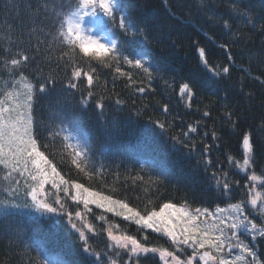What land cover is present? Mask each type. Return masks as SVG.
<instances>
[{
	"label": "trees",
	"instance_id": "1",
	"mask_svg": "<svg viewBox=\"0 0 264 264\" xmlns=\"http://www.w3.org/2000/svg\"><path fill=\"white\" fill-rule=\"evenodd\" d=\"M76 2L0 0V94L4 82L10 79L5 61L23 50L36 57L25 69L33 84L46 77L56 81L45 93H36L32 110L41 151L69 181L67 193H57L49 184V198L59 195L69 211H81L84 205L71 199L75 195L71 183L76 182L123 201L142 215L153 209L158 211L164 203L188 210H214L217 205L226 207L244 200L248 195L244 189L246 175L234 168L228 157L242 162V139L250 132L254 143L253 168L257 175L264 174V84L260 82L264 80V32L259 25L253 29L232 16L233 0H204L203 5L200 0H168V7L164 0H123L132 17L145 28L147 39L126 36L116 28L114 34H103V42L116 40L124 48H142L159 70L154 69L149 87V81L139 70L121 64L138 82L133 84L115 72V61L106 58L113 65L107 67L77 49L76 65L85 72L95 69L93 100L85 107L80 101L88 91L86 80L81 77L78 90L67 88L71 70L65 61L56 62L70 47L59 36L61 17L73 11ZM240 3L251 8L257 19L264 16V0ZM224 20L232 23V33L222 27ZM241 32L250 35L241 38ZM224 43L230 45L234 65H229L225 50L218 46ZM37 45L39 51L33 52ZM199 47L205 48L209 64L227 65L229 74L213 76L200 61ZM182 83L194 86L196 96L191 107L179 95ZM138 87L146 91L140 93L136 91ZM97 99L105 105L102 110L95 107ZM117 100L122 103L117 104ZM165 105L167 112L163 111ZM228 110L235 113L234 120L238 117L236 127L224 116ZM205 111L210 115L204 116ZM155 121L164 123L165 130ZM190 125L197 127V132L189 133L191 139L185 141L195 145L191 151L172 139H184ZM84 130L87 139L83 137ZM65 136L69 137L67 141ZM69 144L78 148L68 147ZM77 150L82 152L79 158L75 157ZM206 159L212 163L206 165ZM148 160L156 164L146 163ZM220 168L229 173L232 181H239L238 186L233 185L230 198L221 195L212 178L211 173ZM7 172L0 165V201L14 198L21 205L26 200L19 192L21 182L17 185L15 181H21L22 176L13 173L5 179ZM9 188L16 192L7 191ZM88 207V224L93 226L94 233L86 235L89 244L101 254L99 264H109V255L112 256L106 233L109 226L118 234L135 236L149 247L172 250L167 237L96 205ZM100 216L105 219L100 220ZM263 246L260 244V251ZM41 249L59 257L64 264H96L94 257L82 251L79 234L63 216L39 223L25 215L0 217V264H43L46 256ZM137 264L160 262L158 257L147 255L140 257Z\"/></svg>",
	"mask_w": 264,
	"mask_h": 264
},
{
	"label": "snow or ice",
	"instance_id": "2",
	"mask_svg": "<svg viewBox=\"0 0 264 264\" xmlns=\"http://www.w3.org/2000/svg\"><path fill=\"white\" fill-rule=\"evenodd\" d=\"M200 2L203 5L204 0H200ZM164 3L165 7H168V0H164ZM230 11L232 16L241 24L253 29L259 25L260 31L264 32V23H261L264 16L257 19L254 11L242 5L240 0H233ZM172 15L175 16V13ZM86 17H90L94 22L93 31L95 32L114 34V29L118 28L126 36L135 38L140 35L147 39L145 28L141 27L132 17L123 0H77L75 9L61 17L59 36L62 38L61 42H66L70 47L68 51L62 52L56 62L65 61L71 70V79L67 83V88L78 90V81L81 77L86 80L88 91L80 103L87 107L88 102L93 100L94 77L92 73L95 69L85 72L76 65L74 54H76L77 49L80 54L86 57H94L106 63L107 67L113 65L107 63L106 58L115 61V72L126 77L133 84L138 82L133 80L131 72L124 71L121 64L127 65L129 69L139 70L149 81L150 87V82L154 78V69H159L148 53L142 48H124L116 40L103 42L101 37L86 35L84 28ZM222 27L228 33H232L233 25L229 20H224ZM248 35L250 34L240 33L241 38H246ZM218 46L225 50L229 65H234L235 61L229 51L230 45L224 43ZM90 49L94 51H90ZM37 51H39V45L33 48V52ZM198 53L201 63L213 76L220 77L229 74V66L209 64L205 48L199 47ZM35 59L34 55L30 56L27 50H23L5 61V67L10 69L8 72L10 79L4 82V90L0 94L2 95L0 98V165L8 169L5 179H9L13 173H17L21 176L26 175L35 183L28 184L25 192L26 203L23 205L15 203L14 198H5L0 201V217L7 219L12 216L25 215L39 223L42 219L52 218L54 215L63 216L67 219L70 227L79 234L82 251L94 257L96 264H99L101 254L89 244V238L85 231L87 229L89 233H94V228L84 220V213L79 210L69 211L59 195L50 199L49 192L46 191V185L51 183L52 188L57 193L60 191L67 193L69 181L64 179L52 160L45 155L44 151H41V145L38 142L37 133L39 129L35 126L32 116L34 98L37 92L45 93L54 87L56 81L51 77H46L38 84H33L29 80V77L25 75V69L30 63H34ZM17 75L19 79H16ZM255 79L259 80L260 78L255 77ZM260 82L264 84V80ZM139 83H143V81H139ZM136 91L143 93L146 89L138 87ZM179 95L186 100L188 107H191L196 96L194 86L189 83H182L179 86ZM116 103L120 104L122 101L117 100ZM94 104L101 110L105 106L102 99H97ZM163 111H168L167 105L163 107ZM203 114L204 116L210 115L207 111ZM234 115L235 113L231 110L224 113L225 118L232 123L233 127H236L238 117L234 120ZM155 124L161 130H165L164 123L155 121ZM196 132L197 127L190 125L188 132L183 134L184 139L180 137H172V139L191 151L195 145H190L185 141L191 139L189 133ZM212 135L215 138L216 133L213 132ZM83 137L85 139L88 137L86 130L83 131ZM63 139L67 141L69 137L65 136ZM67 146L74 149L78 148V145L69 144ZM205 151H207V147ZM242 151V162L231 156L228 157V161L238 171L245 173L248 184L252 186H245V191L248 193L246 200L229 203L227 207L217 205L215 210L207 208L188 210L183 207L177 208L172 203H164L158 211L153 209L146 215H142L136 209L129 207L127 203L91 191L83 184L76 182L71 183V187L75 189V195L71 199L77 204L82 203L87 211H91L88 207L90 204H95L107 212L123 216L125 220L134 221L137 225H142L157 233H163L170 238L172 244L176 245V251L149 247L135 236L114 233L113 228L109 226L106 231L108 238L113 242L111 247L125 250L130 254V261L135 258L138 262L142 255L153 253L159 255L163 264H200L201 261L204 264H209L210 261L215 262V264H259L257 254L254 251L255 246H250L244 242V239H241L242 236L251 240H256L258 237L264 238V218H261L260 222L257 223V217L252 215L257 212L260 217H264V174L257 175L253 168L254 143L250 132L243 136ZM81 155V151H75L76 158ZM74 162L77 168H80V164L75 159ZM146 163L156 164L154 160H148ZM211 163V159L205 160L206 165ZM218 172H212V178L220 189L221 195L230 198V193L234 191L233 185L238 186L239 181H232L229 173L223 168L218 169ZM15 183L19 184L18 181ZM257 184L259 189L256 187ZM7 191L16 192V189L9 188ZM117 206L119 211H117ZM99 219L104 220L105 217L100 216ZM77 221L81 222V227L77 226ZM174 221L176 222L174 223ZM144 239L146 240L147 237ZM185 248H190L191 254H186ZM225 249L229 254L233 252H237V254L232 259L224 258ZM40 251L46 256L43 264H64V261L59 257L48 255L46 249ZM177 251L185 253V258L182 259ZM110 264H116V261L111 260Z\"/></svg>",
	"mask_w": 264,
	"mask_h": 264
},
{
	"label": "rangeland",
	"instance_id": "3",
	"mask_svg": "<svg viewBox=\"0 0 264 264\" xmlns=\"http://www.w3.org/2000/svg\"><path fill=\"white\" fill-rule=\"evenodd\" d=\"M84 28H85V34L86 35H93V36H98V37H101L102 38V41L104 40V36H103V34L104 33H99V32H95V31H93V28H94V22L92 21V19L90 18V17H86L85 18V24H84ZM26 181H27V183H26ZM21 182V183H20ZM19 185H20V188L21 189H19V192L20 193H23V195H24V197H25V192L27 191V186H28V184H34L35 182H33V181H31L30 180V178L29 177H27L26 175L25 176H22V178H21V181H19ZM49 184H51V183H49ZM48 184V185H49ZM48 185H46V189H47V186ZM245 186H248V187H251L252 185H250V184H248V182H246V184H244ZM256 187L259 189V185L257 184L256 185ZM51 189H53V188H51ZM244 189H245V187H244ZM75 193V192H74ZM104 195V194H103ZM20 196V195H19ZM22 196V195H21ZM50 197V196H49ZM248 198V195L246 196V198L244 199V200H246ZM29 199V201H30V198H28ZM26 200V199H25ZM74 201V200H73ZM76 202V201H75ZM25 203H26V201H25ZM24 203H21V205H23ZM92 205H95V204H92ZM177 206V208H181V207H183V206H178V205H176ZM130 207V206H129ZM227 207V206H226ZM183 208H185V207H183ZM187 209V208H186ZM120 209L118 208V206H117V211H119ZM215 210V209H214ZM246 211H247V209H246ZM81 212H83L84 213V220L87 222V223H89V221H88V211L87 210H85V208H83L82 210H81ZM255 214H257L256 216H255ZM253 216H255V217H257V223H259L260 222V219L261 218H264V217H260V215H259V213H257V212H254L253 214H252ZM54 216H56V215H54ZM134 222V221H133ZM176 221H174V223H175ZM77 226L78 227H81L82 225H81V222H79V221H77ZM140 226H142V225H140ZM144 227V226H143ZM148 229V228H147ZM150 231H153L152 229H149ZM85 231H86V233H89L88 231H87V229H85ZM113 232L114 233H116L115 232V229L113 228ZM153 232H155V231H153ZM107 233V232H106ZM157 233V232H156ZM116 234H118V233H116ZM158 234H161V235H163V236H165L163 233H158ZM165 237H167V236H165ZM107 238H108V236H107ZM168 238V237H167ZM109 239V238H108ZM241 239H244V242L245 243H248L250 246H252V245H254L255 247H254V251H256V250H259L260 251V249H261V247H259L260 246V244H264V238H257L256 240H251L250 238H245V236H242L241 237ZM109 241H110V244H111V246L113 245V242L109 239ZM168 241L170 242V246L172 247V250H169L168 248V250L169 251H176V245H174V244H172V242H171V240H170V238H168ZM111 250H112V252L110 253L112 256H110L109 255V259H108V263L110 264V261L111 260H115L116 261V264H137V262H136V259L135 258H132V260L130 261V254L129 253H127L125 250H120V249H115V248H113V247H111ZM205 250H207V249H205ZM191 249L190 248H185V253L186 254H191ZM201 251H204V250H201ZM185 253H181V252H179V251H177V254L178 255H180L181 256V258L182 259H184L185 258ZM215 254V253H214ZM237 254V252H233V253H231L230 255H226V253H225V251H224V258H227V259H232L235 255ZM263 255H264V249H263V253H262ZM147 255H152V256H156V257H158V259H159V262H160V264H163V261L160 259V257H159V255L158 254H153V253H149V254H147ZM147 255H142V256H147ZM261 255V254H260ZM141 256V257H142ZM258 260H259V264H263V262H261V260L258 258ZM107 263V262H106ZM200 264H202V261L200 262ZM209 264H215V262H209Z\"/></svg>",
	"mask_w": 264,
	"mask_h": 264
},
{
	"label": "flooded vegetation",
	"instance_id": "4",
	"mask_svg": "<svg viewBox=\"0 0 264 264\" xmlns=\"http://www.w3.org/2000/svg\"><path fill=\"white\" fill-rule=\"evenodd\" d=\"M263 249H264V246H263ZM263 249L261 251L259 250H256V254H257V258H259L261 260V262H263L264 264V255L262 254L263 253ZM261 254V255H260ZM226 255H230V254H226ZM259 261V260H258ZM211 262V261H210ZM202 264H203V261H202Z\"/></svg>",
	"mask_w": 264,
	"mask_h": 264
},
{
	"label": "water",
	"instance_id": "5",
	"mask_svg": "<svg viewBox=\"0 0 264 264\" xmlns=\"http://www.w3.org/2000/svg\"><path fill=\"white\" fill-rule=\"evenodd\" d=\"M198 54H199V53H198ZM226 253H228V252H227V249H226ZM203 264H204V262H203Z\"/></svg>",
	"mask_w": 264,
	"mask_h": 264
}]
</instances>
